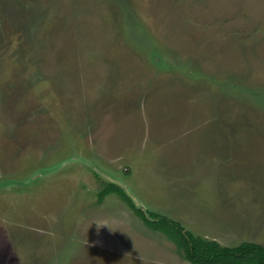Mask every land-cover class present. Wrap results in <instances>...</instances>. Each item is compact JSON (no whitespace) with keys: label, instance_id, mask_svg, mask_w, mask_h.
<instances>
[{"label":"rangeland","instance_id":"374dc122","mask_svg":"<svg viewBox=\"0 0 264 264\" xmlns=\"http://www.w3.org/2000/svg\"><path fill=\"white\" fill-rule=\"evenodd\" d=\"M108 184L264 247V0H0V264H189Z\"/></svg>","mask_w":264,"mask_h":264},{"label":"trees","instance_id":"16d2710c","mask_svg":"<svg viewBox=\"0 0 264 264\" xmlns=\"http://www.w3.org/2000/svg\"><path fill=\"white\" fill-rule=\"evenodd\" d=\"M116 194L142 219L151 230L164 234L175 246L180 258L189 264H264V247L254 243H241L224 247L214 240L196 237L179 223L155 213H144L119 187L108 184L99 198Z\"/></svg>","mask_w":264,"mask_h":264}]
</instances>
